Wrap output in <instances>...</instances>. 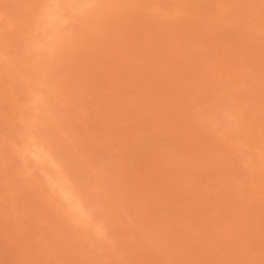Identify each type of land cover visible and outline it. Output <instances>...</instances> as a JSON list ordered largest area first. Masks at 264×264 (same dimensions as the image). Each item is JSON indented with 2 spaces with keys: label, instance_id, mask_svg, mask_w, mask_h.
Returning <instances> with one entry per match:
<instances>
[{
  "label": "rangeland",
  "instance_id": "1",
  "mask_svg": "<svg viewBox=\"0 0 264 264\" xmlns=\"http://www.w3.org/2000/svg\"><path fill=\"white\" fill-rule=\"evenodd\" d=\"M0 264H264V0H0Z\"/></svg>",
  "mask_w": 264,
  "mask_h": 264
}]
</instances>
